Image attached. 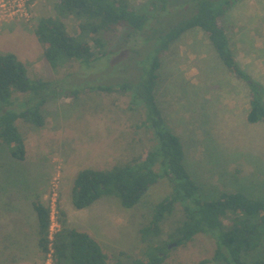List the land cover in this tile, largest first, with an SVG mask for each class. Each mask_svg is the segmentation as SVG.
<instances>
[{
  "label": "rangeland",
  "instance_id": "1",
  "mask_svg": "<svg viewBox=\"0 0 264 264\" xmlns=\"http://www.w3.org/2000/svg\"><path fill=\"white\" fill-rule=\"evenodd\" d=\"M55 1L32 0L27 21L0 24V53L14 54L29 78L57 82L53 98L41 107L42 127L21 119L15 122L24 141L23 160L13 159L0 146V264H50L49 258L29 254L34 252L32 235L28 237L33 242L29 255L16 261L10 256L7 234L15 237L16 228L22 231L18 238L28 234L26 222L34 216L30 203L35 198L50 208L52 232L65 220L69 227L95 239L107 264L118 258H139L147 248L139 230L148 223L150 208L168 194L164 180L150 186L140 204L131 209L107 195L78 210L71 203L70 190L78 171L110 169L142 156L148 148L149 133L134 128L143 116L127 111L129 101L136 97L132 85L140 81L135 66L146 54L143 40L131 38L121 52L109 55L108 62L81 68L71 63L54 70L45 61L33 30L38 20L55 14ZM129 1L140 7L151 0ZM185 5L186 0H179V11ZM190 12L188 7L180 14L162 16L155 26L171 20L175 24ZM223 20L238 64L259 83L264 100V0H237ZM64 24L69 33H75L76 20L66 19ZM122 33L119 30L110 36L111 46L122 45ZM157 77V105L165 124L181 139L186 168L202 187V194L211 198L213 192L244 191L264 197V121L247 122L249 90L226 71L202 32L185 34L160 54ZM108 83L130 85L125 94L86 88ZM214 249L210 236L198 234L187 244L171 245L161 264L210 260Z\"/></svg>",
  "mask_w": 264,
  "mask_h": 264
},
{
  "label": "trees",
  "instance_id": "2",
  "mask_svg": "<svg viewBox=\"0 0 264 264\" xmlns=\"http://www.w3.org/2000/svg\"><path fill=\"white\" fill-rule=\"evenodd\" d=\"M235 1L186 0L180 12L179 0H151L140 7L129 0H56L55 14L38 20L33 30L42 45L45 61L54 70L71 63L81 68L108 62L109 55L121 52V46L131 43V38L143 40L146 54L135 66L139 69L140 83L132 85L136 97L129 101L127 111H137L143 116L134 128L149 133L148 148L142 156L110 169L78 171L70 190L71 203L78 210L107 195H114L122 207L131 209L140 204L150 186L162 180L167 184L168 194L150 208L149 221L139 230L146 250L139 258L131 256L125 261L118 258L114 264H161L171 244H187L198 234L210 236L215 249L210 260L195 264H264V197L234 191L216 195L213 192L211 198H206L197 179L186 168L181 139L165 124L155 91L160 54L167 52L180 37L197 30L226 71L249 90L247 122L264 121L262 88L238 64L224 27L223 19ZM188 7L191 12L187 18L155 26L162 16L180 14ZM66 19L77 21L75 33L67 31ZM119 30H123L124 41L113 47L110 36ZM55 85V81L29 78L14 54L0 53V146L13 159L22 161L25 155L24 141L15 122L21 119L42 127L45 119L41 107L47 98H53ZM129 85L108 83L86 88L125 94ZM30 204L34 216L26 222L28 234L22 233V238H18L20 228L13 230L17 231L13 232L15 237L7 234L11 238L12 261L33 254L40 259L49 258L50 264H107L106 255L93 237L69 227L65 220L51 233L50 208L37 198ZM31 235L35 245L34 252L29 253L33 247L28 238Z\"/></svg>",
  "mask_w": 264,
  "mask_h": 264
},
{
  "label": "built area",
  "instance_id": "3",
  "mask_svg": "<svg viewBox=\"0 0 264 264\" xmlns=\"http://www.w3.org/2000/svg\"><path fill=\"white\" fill-rule=\"evenodd\" d=\"M31 2L32 0H0V24L12 20L27 21L30 18ZM50 231L53 233L52 227Z\"/></svg>",
  "mask_w": 264,
  "mask_h": 264
},
{
  "label": "water",
  "instance_id": "4",
  "mask_svg": "<svg viewBox=\"0 0 264 264\" xmlns=\"http://www.w3.org/2000/svg\"><path fill=\"white\" fill-rule=\"evenodd\" d=\"M171 245H174V246H175V244H171ZM171 245H170V247H171ZM170 247H169V248H170Z\"/></svg>",
  "mask_w": 264,
  "mask_h": 264
}]
</instances>
